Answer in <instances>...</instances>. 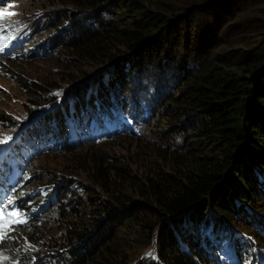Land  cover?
Wrapping results in <instances>:
<instances>
[{"label":"trees","instance_id":"trees-1","mask_svg":"<svg viewBox=\"0 0 264 264\" xmlns=\"http://www.w3.org/2000/svg\"><path fill=\"white\" fill-rule=\"evenodd\" d=\"M22 10L45 16L28 25L34 44L44 40L39 60L52 62L59 80L63 64L86 78L101 70L96 98L109 93L123 103L140 80L159 102L152 136L115 141L134 142L129 156L117 155L115 142L62 153L54 181L62 201L48 222L28 226L46 248L34 264H209L206 244L216 246L218 233L217 249L242 231L264 232V0H28ZM65 55L69 64L58 62ZM11 62L3 73L29 84L26 108L60 86L30 79ZM73 77V85L86 79ZM16 97L0 99L16 104ZM12 113L0 107V132L15 126ZM63 120L55 108L34 123L48 121L58 132ZM107 129L116 135L112 123ZM40 145L30 154L38 156ZM41 167L36 179L54 175ZM153 247L155 261L146 255ZM10 255L22 264L31 258L22 246Z\"/></svg>","mask_w":264,"mask_h":264},{"label":"clouds","instance_id":"clouds-1","mask_svg":"<svg viewBox=\"0 0 264 264\" xmlns=\"http://www.w3.org/2000/svg\"><path fill=\"white\" fill-rule=\"evenodd\" d=\"M27 2L28 0H0V4L14 5L16 15L10 19V22L24 37V40L18 43L10 53L0 52V75L4 74L3 70L6 68L3 64H11V61L18 60L15 58L16 55L21 56L18 60L21 63L22 59L33 61L35 58L38 60L46 58L41 45L44 40L39 39V43L34 44L35 37L32 36L28 25L29 20L32 19H24L25 14L22 9ZM40 15L41 12H34L29 17L33 16L34 21L36 19L45 21L44 18H40ZM69 55L71 53L67 54ZM65 62L69 64V61ZM64 67L65 72L70 71L66 66ZM86 69L87 67L84 68ZM75 71L80 73L79 70L75 69ZM76 76L79 77V75ZM87 76L88 74L84 78ZM67 77L72 75L67 74ZM99 81H101V70L94 72L78 84L73 85L68 81L67 85L57 86L49 92L50 100L35 105L29 104L26 115L19 116L12 113L15 126L1 130L0 141L4 143H0V216H2L0 219V264H22L21 258L10 255L11 248L19 249L22 246L24 252L28 250L31 253L29 264L36 263L41 253L46 250L41 248L39 240L35 239L28 229L34 223L43 225L48 222L44 216L63 198H58V194L54 191L56 176L62 175V170L58 166L60 162L56 163L60 169L54 170L49 162L51 156H64L62 153L68 150H79L100 143H113L124 137L135 139L147 137L150 133L153 123L152 115L159 105L157 91L148 89L147 82L139 80V83L130 86L124 96L120 97L123 103L117 104L111 100L112 96L109 93L99 98L94 96L92 89ZM101 98H105L104 106L96 103ZM55 108H60L64 116L62 127L58 132H56L58 129L49 128L48 121L40 122L39 126L35 125L36 118ZM109 122L114 125L117 135L115 140L108 136L113 133L107 129ZM123 122L130 123L121 131ZM132 124L135 126L127 132ZM39 143L43 151H38V156L30 154L32 147ZM17 156H30L31 159L17 160ZM42 159L44 160L40 162ZM44 164L51 167L54 175L36 179L38 170H41ZM48 229H51V226H48ZM209 230H211L210 227ZM241 233L242 238L241 236L227 237L226 240L231 241V245H223L218 249L217 240L224 235L223 233L217 234L216 246H213L211 242L207 243V248L214 252V256H208L209 264H264V232L256 235L245 231ZM151 250H155L152 251L154 254L157 253L155 247Z\"/></svg>","mask_w":264,"mask_h":264},{"label":"rangeland","instance_id":"rangeland-1","mask_svg":"<svg viewBox=\"0 0 264 264\" xmlns=\"http://www.w3.org/2000/svg\"><path fill=\"white\" fill-rule=\"evenodd\" d=\"M177 1V0H176ZM177 3V2H176ZM0 12L3 13V16L0 17V47L4 48V52L10 53L17 45L18 43L22 42L24 40V37L22 36L21 32L14 27V25L10 22V19L12 17H14L16 15V12L14 11V5L13 4H0ZM9 13H15V15H9ZM24 19L29 20L30 18H32L33 16L29 17L24 15ZM45 16L43 14L40 15V18H44ZM224 35L223 32H221L220 37L222 38ZM236 38L232 41L231 46H233L236 42ZM16 59L20 60L21 56L20 55H16L15 56ZM66 58L65 56H63V58L59 59L58 62H65ZM33 62V63H32ZM31 63L32 64H23L20 63L19 65L15 66V71L18 72H25L28 73L30 79L33 80H44V78H50L53 79V82H57L60 85H67L69 83H67V74H71V75H79V74H84V76L87 73H76L75 69H73L71 66L69 65H64L66 67L70 68V71H66L63 75V77L60 80H55L57 79L56 75H53L50 68H51V64H53L52 62H47V61H36L33 60ZM60 63V64H61ZM13 69V68H12ZM57 68H54L53 71H56ZM25 75V74H24ZM24 75H18L20 76V78H24ZM143 78H148V76L151 78V74L146 73L142 75ZM12 80H16L14 77V73L12 71L9 70V73L7 75L1 74L0 75V97L4 95L8 96L9 98H17L16 95L20 96L19 101L16 104H12V103H7L6 101L1 102L0 99V107L4 106L6 108H8L10 111L16 113L17 115L21 116V115H26L27 114V108H26V104L23 103V100H26V96H28L27 94V90H28V85L29 84H25L22 80L15 83ZM27 85V86H25ZM11 89V91L8 93L6 90ZM34 110V108H32ZM133 126H135V124H133ZM133 126L129 129H132ZM127 133V132H126ZM153 133L148 134V137L152 136ZM110 137V139L115 140L117 135H108ZM132 144H133V148L135 149L134 146V142H124V141H117L115 142V152L116 154L120 155V156H129L130 153L129 151L132 148ZM63 156H51L49 158V162L52 166V168L54 170H59L60 168L56 165V163L61 162L63 160ZM44 159L40 160V162H42ZM152 251L155 250H151V248L146 252V255L148 257H151L152 260L155 261V259L157 260V256L156 254H154ZM142 259V258H141ZM135 264H139L137 262H135Z\"/></svg>","mask_w":264,"mask_h":264},{"label":"snow or ice","instance_id":"snow-or-ice-1","mask_svg":"<svg viewBox=\"0 0 264 264\" xmlns=\"http://www.w3.org/2000/svg\"><path fill=\"white\" fill-rule=\"evenodd\" d=\"M9 15H15V13H9ZM3 16V13L0 12V17ZM4 51L3 47H0V52ZM0 143H4V141H0ZM0 219H2V216H0ZM13 222H17V221H13Z\"/></svg>","mask_w":264,"mask_h":264}]
</instances>
